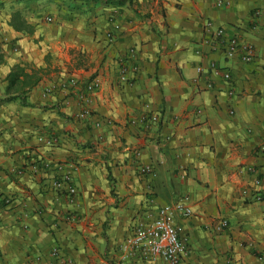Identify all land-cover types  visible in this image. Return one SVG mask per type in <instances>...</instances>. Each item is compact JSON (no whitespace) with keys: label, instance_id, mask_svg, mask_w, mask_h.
<instances>
[{"label":"crops","instance_id":"0c3cea01","mask_svg":"<svg viewBox=\"0 0 264 264\" xmlns=\"http://www.w3.org/2000/svg\"><path fill=\"white\" fill-rule=\"evenodd\" d=\"M258 7L264 0H0V99L12 65L44 68L36 84L0 102V264H58L53 247L73 264H120L134 220L181 196L190 209L177 218L189 264H264ZM205 19L255 47L250 62L208 54L229 69L228 80L194 53ZM130 48L138 70L124 83ZM95 75L92 114L78 118L77 93ZM70 161L72 199L54 185ZM142 165L153 172L141 173Z\"/></svg>","mask_w":264,"mask_h":264},{"label":"built area","instance_id":"2783aa9c","mask_svg":"<svg viewBox=\"0 0 264 264\" xmlns=\"http://www.w3.org/2000/svg\"><path fill=\"white\" fill-rule=\"evenodd\" d=\"M230 0H215L216 5H224ZM264 11L258 7L253 10V16H258ZM48 20L51 17H46ZM202 36L199 46L194 48V53L200 58L205 59L208 68L214 73H220L223 79L230 78V71L226 67L219 66L215 60L211 59L208 54L221 52L224 57L231 59L239 57L242 62H250L256 56V50L252 42L242 36L233 33L227 34L224 27L216 25L211 19H205L202 26ZM110 36V33H107ZM205 46V47H204ZM129 55L121 59L123 64L119 72V79L124 83H131L132 76L138 70V64L133 59L132 49ZM195 68L197 71L203 69V64L198 63ZM69 81L74 83L76 80L70 78ZM101 79L98 75L93 76L89 81L83 83L82 90L77 93V98L82 101V107L76 112V117L87 119L91 116V110L87 104L89 94L99 88ZM209 85V84H208ZM54 84L50 83L43 89V94L52 91ZM228 94L233 93L232 88H228ZM144 114L139 119L143 120ZM109 122V120H107ZM92 124L97 127L101 125L100 119H95ZM258 152L264 157V140L257 146ZM59 165L58 168H61ZM35 165L33 166V168ZM76 162L70 161L68 168L62 170L54 179V185L57 189H64L70 199L76 194L77 189L73 182L72 172L76 170ZM264 172V165L260 166ZM141 173H152L153 168L150 165H142L139 168ZM247 170L254 173L256 168L252 165ZM254 184L259 183V179H254ZM256 200L261 199V195L252 192ZM190 215V209L187 202V196H181L172 203H164L156 206L154 213L147 210L142 216L134 220L130 231L119 244L120 264H140L142 261H152L156 258L165 261L167 264H189L187 257L189 248L187 239L182 233V225L177 220L178 217L186 218ZM70 218L74 219V216ZM227 224L226 219L220 220V225ZM51 254L57 258L58 264H73L69 257H63L57 247L51 249Z\"/></svg>","mask_w":264,"mask_h":264},{"label":"trees","instance_id":"16d2710c","mask_svg":"<svg viewBox=\"0 0 264 264\" xmlns=\"http://www.w3.org/2000/svg\"><path fill=\"white\" fill-rule=\"evenodd\" d=\"M124 0H104V2L121 3ZM21 25V21H19ZM14 25V24H13ZM16 26V25H15ZM30 31V29H29ZM80 59V58H79ZM44 73L43 67H32L30 71L25 70L24 65L16 63L11 66L6 75L7 85L5 87L6 96L0 102L16 98L23 94L28 88L37 83Z\"/></svg>","mask_w":264,"mask_h":264}]
</instances>
